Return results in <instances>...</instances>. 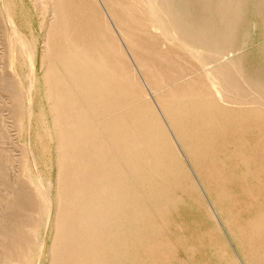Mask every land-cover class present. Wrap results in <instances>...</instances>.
Wrapping results in <instances>:
<instances>
[{"label": "rangeland", "instance_id": "rangeland-1", "mask_svg": "<svg viewBox=\"0 0 264 264\" xmlns=\"http://www.w3.org/2000/svg\"><path fill=\"white\" fill-rule=\"evenodd\" d=\"M0 264H264V0H0Z\"/></svg>", "mask_w": 264, "mask_h": 264}, {"label": "bare ground", "instance_id": "bare-ground-1", "mask_svg": "<svg viewBox=\"0 0 264 264\" xmlns=\"http://www.w3.org/2000/svg\"><path fill=\"white\" fill-rule=\"evenodd\" d=\"M50 1H51V0H50ZM52 2H53V1H52ZM157 2H158V1H157ZM168 5H169V4H168ZM167 10H168V9H167ZM178 29H179V28H178ZM224 31H225V30H224ZM221 35H222V34H221ZM222 36H223V35H222ZM222 38H223V37H222ZM75 47H76V46H75ZM69 51H70V49H69ZM71 51H72V50H71ZM78 51H79V49H78ZM73 52L75 53V50H74ZM76 52H77V51H76ZM79 53H80V52H79ZM103 54H104V53H103ZM68 55H69V54H68ZM73 55H74V54H73ZM75 55H77V53H76ZM75 55H74V56H75ZM78 55H79V54H78ZM83 55H84V54H82V56H83ZM70 56H72V55H70ZM85 56H86V55H85ZM220 57H221V56H220ZM69 58H70V57H69ZM69 58H68L67 60H69ZM71 58H73V57H71ZM209 58H210V57H209ZM218 59H219V57H218ZM88 60H89V59H88ZM95 62H97V61H94V63H95ZM98 64H99V62H98ZM100 64H101V63H100ZM66 67H67V66H66ZM92 67H93V66H92ZM87 68H88V67H87ZM88 69H89V68H88ZM65 70H66V69H65ZM54 73H55V72H54ZM60 75H61V74H60ZM98 76H99V75H98ZM100 76H102V75H100ZM100 76H99V77H100ZM110 76H111V75H110ZM61 77H62V76H61ZM55 78H57V76H56ZM92 78H93V77H92ZM58 79H59V76H58ZM61 79H62V78H61ZM101 79H102V78H101ZM103 79H104V78H103ZM59 81H60V80H58L57 83H60ZM97 81L99 82L98 78H97ZM107 81H108V80H107ZM61 82H62L61 84L65 85V82L63 81V79H62ZM92 82H93V81H92ZM101 82H102V81H101ZM79 83L81 84V82H79ZM89 83H91V82H89ZM61 84H60V85H61ZM92 84H93V83H92ZM102 84H103V83H102ZM96 85H97V84H96ZM96 85H95V86H96ZM99 86H101V85H99ZM101 88H102V87H101ZM87 91H88V90H87ZM99 91H100V90H98L97 93H98ZM52 92H53V91H52ZM69 92H70V91H69ZM69 92H67L68 95H69ZM89 92H90V91H89ZM89 92H88V94H89ZM57 93H59V91H58ZM81 93H82V92H81ZM97 93H96V94H97ZM103 93H104V92H103ZM54 94H55V92H54ZM90 94H91V92H90ZM98 94H101V93H98ZM98 94H97V95H98ZM52 96H53V95H52ZM54 96H56V94H55ZM57 96H58V95H57ZM72 96H73V95H72ZM93 96H96V95H93ZM101 96L103 97V95H101ZM88 97H89V96H88ZM49 98H50V97H49ZM72 98H73V97H72ZM91 98H93V97H91ZM74 99H75V97H74ZM89 99H90V98H89ZM93 99H94V98H93ZM85 100H86V99H85ZM87 100H88V99H87ZM100 100H101V98H100ZM93 101H94V100H93ZM86 102H87V101H86ZM88 103H89V102H88ZM91 103H92V101H91ZM95 103H97V102H95ZM128 105H129V104H128ZM73 106H74V105H73ZM57 109H58V108H57ZM59 110H60V109H59ZM61 110H62V109H61ZM64 110H65V108H64ZM64 110H63V111H64ZM63 111H61V112H63ZM64 112H65V111H64ZM64 112H63V113H64ZM132 119H133V118H132ZM73 121H74V120H73ZM73 121H72V122H73ZM74 123H75V122H74ZM111 123H112V122H111ZM78 124H80V123H78ZM78 124H77L76 126H78ZM69 125H70V124H69ZM74 125H75V124H74ZM74 125H73V127H72V128H73L72 131L75 129L74 127H76V126H74ZM82 125H83V124H82ZM92 125H93V124H92ZM70 126H71V125H70ZM80 126H81V125H80ZM84 126H85V124H84ZM87 126H88V125H87ZM85 127H86V126H85ZM121 127H122V126H121ZM70 128H71V127H70ZM77 128H78V127H76V130H77ZM90 129H91V128H90ZM125 129H126V128H125ZM69 130H70V129H69ZM131 130H132V129H131ZM80 131H81V130H80ZM65 132H68V131H65ZM69 132H70V131H69ZM78 132H79V130H78ZM81 132H83V131H81ZM70 133H71V132H70ZM83 133H84V132H83ZM116 133H117V132H116ZM60 134H61V133H60ZM76 134H77V133H76ZM68 136H69V135H68ZM68 136H67V137H68ZM71 136H72V135H71ZM139 136H140V135H139ZM67 137H66V138H67ZM133 138H134V137H133ZM67 139H68V138H67ZM71 139H72V138H71ZM134 140H135V139H134ZM102 142H103V141H102ZM119 144H120V143H119ZM82 145H83V144H82ZM80 146H81V145H80ZM130 148H131V146H130ZM148 149H149V147H148ZM109 150H110V149H109ZM149 151H150V149H149ZM81 162H82V161H81ZM86 162H87V161H86ZM82 163H83V162H82ZM78 164H79V163H78ZM132 165H133V164H132ZM73 168H74V167H73ZM81 168H82V167H81ZM85 168H86V167H85ZM88 169H89V168H88ZM111 169H112V168H111ZM75 178H76V177H75ZM106 180H107V179H106ZM116 183H117V182H116ZM115 185H116V184H115ZM45 193H46V192H45ZM101 201H102V200H101ZM92 204H93V203H92ZM95 205H96V204H95ZM94 207H95V206H94ZM89 208H90V207H89ZM90 209H92V208H90ZM102 210H103V209H102ZM90 212L92 213V210L89 211V215H90V217H91V213H90ZM104 212H105V211H104ZM87 213H88V211H87ZM104 214H105V213H104ZM84 229H85V228H84ZM88 232H89V230H88ZM84 233H85V232H84ZM83 235H84V234H83ZM83 235H82V236H83ZM97 235H98V234H97ZM88 245H89V244H88ZM91 258H92V257H91ZM81 262H82V261H81Z\"/></svg>", "mask_w": 264, "mask_h": 264}]
</instances>
